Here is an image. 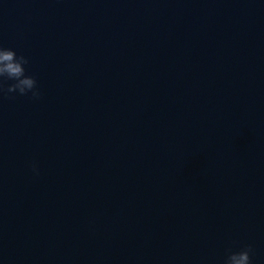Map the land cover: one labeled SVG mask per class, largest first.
<instances>
[{
    "label": "clouds",
    "instance_id": "clouds-1",
    "mask_svg": "<svg viewBox=\"0 0 264 264\" xmlns=\"http://www.w3.org/2000/svg\"><path fill=\"white\" fill-rule=\"evenodd\" d=\"M28 59L23 55L10 49L0 47V93H18L19 95H27L31 93L33 99H39L41 93L37 88L35 77L26 75L25 65ZM14 81L11 85L4 87L3 81ZM33 172L39 174L38 168L33 165ZM252 246L247 245L239 251H228L224 264H251Z\"/></svg>",
    "mask_w": 264,
    "mask_h": 264
}]
</instances>
